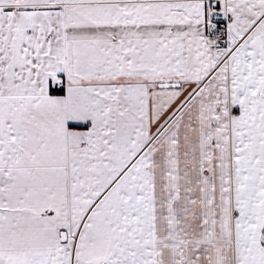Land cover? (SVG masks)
Here are the masks:
<instances>
[{
    "label": "snow or ice",
    "instance_id": "snow-or-ice-1",
    "mask_svg": "<svg viewBox=\"0 0 264 264\" xmlns=\"http://www.w3.org/2000/svg\"><path fill=\"white\" fill-rule=\"evenodd\" d=\"M0 264H264V0H0Z\"/></svg>",
    "mask_w": 264,
    "mask_h": 264
}]
</instances>
